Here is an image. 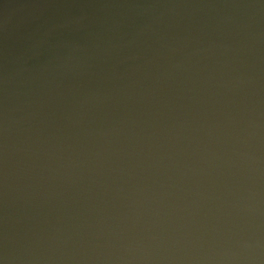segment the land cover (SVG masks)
Instances as JSON below:
<instances>
[{"label": "water", "instance_id": "95a60500", "mask_svg": "<svg viewBox=\"0 0 264 264\" xmlns=\"http://www.w3.org/2000/svg\"><path fill=\"white\" fill-rule=\"evenodd\" d=\"M3 264H264V0H0Z\"/></svg>", "mask_w": 264, "mask_h": 264}, {"label": "clouds", "instance_id": "9594fccd", "mask_svg": "<svg viewBox=\"0 0 264 264\" xmlns=\"http://www.w3.org/2000/svg\"><path fill=\"white\" fill-rule=\"evenodd\" d=\"M0 264H3V262H2V261H0Z\"/></svg>", "mask_w": 264, "mask_h": 264}]
</instances>
